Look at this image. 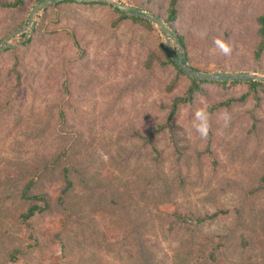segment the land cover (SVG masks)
I'll return each instance as SVG.
<instances>
[{"label":"rangeland","instance_id":"374dc122","mask_svg":"<svg viewBox=\"0 0 264 264\" xmlns=\"http://www.w3.org/2000/svg\"><path fill=\"white\" fill-rule=\"evenodd\" d=\"M38 1L0 5V38ZM83 2L46 6L0 51V264H264V88L213 109L248 85L205 82V95L156 132L187 79L169 87L175 73L154 57L165 45L155 25L113 24L108 4ZM184 5L202 71L264 73L252 53L264 0ZM65 166L74 185L61 203ZM31 179L28 193L48 204L22 220ZM218 209L228 213L213 216Z\"/></svg>","mask_w":264,"mask_h":264},{"label":"trees","instance_id":"16d2710c","mask_svg":"<svg viewBox=\"0 0 264 264\" xmlns=\"http://www.w3.org/2000/svg\"><path fill=\"white\" fill-rule=\"evenodd\" d=\"M132 1H133L134 5H136L138 8L151 11V12L155 13L156 15H158L159 17H161L170 26V28L173 30V32L177 36L178 40L180 41V43L184 47L185 56H186L185 60L187 61V63L190 66H192L193 68L202 70L201 67H199L197 65L198 64L197 61L199 62V59H198L199 57H198V54H196V51L202 52V51H200V48L198 50H196L197 47H199L198 42H200V39L197 40L196 42H194L195 44L190 45L193 42L190 43L189 41H187L186 35L189 34L191 27H189V25H188L186 27L188 29L187 31L183 29L185 27V25H184V23L182 24V21H183L182 19H183V15H184L182 13V10H184L183 7H185V5H184L185 0H165V1L161 0L160 5H156V6H155L153 0H132ZM76 2L77 1H73V0H62V1H58L54 5L53 4L50 5L49 7H53V6L62 4V3L66 4V3H76ZM83 3L84 4H97V3H103V2L85 1ZM22 4H23V0H13L12 2H3V3L0 2V5L4 6V7H17V6L22 5ZM104 4H107V3H104ZM109 6L112 7L115 11H117L119 13V16L113 20V24L118 23L122 19L131 18L133 21L144 24L148 28H154V24L152 22L146 20V19L134 17V16H128L125 13L118 10L117 8H115L111 5H109ZM66 8H68V6L65 7L64 9H66ZM194 18H195L194 20L198 24L197 27H199L201 30L202 29L201 27L204 25L202 17L197 16ZM254 24H255L254 34L257 35L258 40L255 44V49L252 50V53H253L254 60L259 62V66H258V68H253V69L256 71L264 72V9L262 11L258 12L254 16ZM40 25H41V22H39L37 24L35 29L37 30V27H39ZM211 25H212V27L211 28L209 27V33H210V30L211 31L213 30L212 22H211ZM214 26H215V24H214ZM222 32H223V37L225 38L226 41L228 39H230L231 33H230L229 29L222 30L221 33ZM246 34H248L247 31L243 30L242 26H238L234 35H236V38L239 42H244V41H246ZM21 37L26 39L24 41L25 43H28L31 40V38L28 37V35L26 33H23L21 35ZM2 38H0V39H2ZM73 38L75 40V43L78 44L74 34H73ZM161 50L163 52L164 58H160L156 55H154V57L158 60V63L160 65H162L164 67L170 65L172 67V70L175 73L173 75V79L171 80V83L169 84V87H173L175 85V81L180 76H183L187 79V84H186L182 93L177 94V95L172 97L171 102L168 105L169 107H168V114L166 117V122H165V124H158L157 128L154 130L156 132L161 131L164 127L171 128L172 119L174 118L180 104H184V103L193 104L197 96H204L205 95V89H204L203 83L210 82V81L195 79V78H192V77L186 75L174 63V61L171 59L170 55L167 53L166 49L163 46H162ZM235 63H237V62H235ZM229 69L232 71H237L238 69L241 70L243 68L230 67ZM149 71H152V69ZM213 82L221 86V85H224L227 81H213ZM230 83H235V81H231ZM245 83H247V85H248V90L246 92H243L240 95L229 96L225 99L220 100L219 102L218 101L214 102L213 104H211V108L214 109V108H217L219 106H228L233 101H242L247 96H249L250 93H254L256 96H258V90H260L261 88L262 89L264 88V81L251 80V81H246ZM148 138H149V135L147 134L145 139H148ZM257 143H258V141H256L255 144H257ZM63 177H64V186H62V188L60 189V194L58 196V200L61 203L65 201L66 196L68 195V191L74 185V181L70 176V168L68 166H65L63 168ZM260 181H261L260 186H257V187H261V184H264V175L261 176ZM33 183H34L33 179L29 180L25 184L23 190L21 191V196L24 199H28V200L32 201L30 206L26 209V212L21 214L22 220H27L31 216H33L36 212H43L47 208L48 203H47V199H46L44 194H29L28 193V191L30 190ZM222 187L223 188L225 187L224 183H222ZM39 201H41V202H39ZM219 213H223V214L228 213V210L227 209L226 210L218 209L215 212V214H213V216H216ZM79 230L82 231L81 228H79ZM12 254L13 255H11L10 258L13 260H16L14 253H12Z\"/></svg>","mask_w":264,"mask_h":264},{"label":"water","instance_id":"95a60500","mask_svg":"<svg viewBox=\"0 0 264 264\" xmlns=\"http://www.w3.org/2000/svg\"><path fill=\"white\" fill-rule=\"evenodd\" d=\"M62 0H39L31 8L26 22L18 25L14 30L8 33L0 40V51L9 48L12 43L10 39L19 35L23 31L33 27L39 12L46 6L55 4ZM73 1H98L107 3L128 16H134L146 19L152 22L159 30L165 41V49L174 63L188 76L204 81H264V73L254 71H202L190 66L185 60V49L178 40L177 36L170 26L155 13L138 8L135 5L126 4L117 0H73Z\"/></svg>","mask_w":264,"mask_h":264},{"label":"clouds","instance_id":"9594fccd","mask_svg":"<svg viewBox=\"0 0 264 264\" xmlns=\"http://www.w3.org/2000/svg\"><path fill=\"white\" fill-rule=\"evenodd\" d=\"M198 130L201 132L202 135L206 136V128L200 127Z\"/></svg>","mask_w":264,"mask_h":264}]
</instances>
